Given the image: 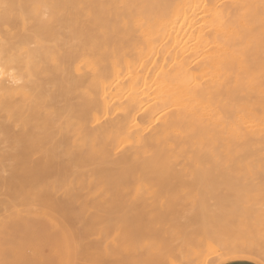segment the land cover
I'll list each match as a JSON object with an SVG mask.
<instances>
[{"label": "bare ground", "instance_id": "obj_1", "mask_svg": "<svg viewBox=\"0 0 264 264\" xmlns=\"http://www.w3.org/2000/svg\"><path fill=\"white\" fill-rule=\"evenodd\" d=\"M215 134L234 150L264 137V0H0L3 264H30L46 235L69 255L73 207L163 202L202 173L250 171L253 154L231 162ZM237 244L224 259L260 248Z\"/></svg>", "mask_w": 264, "mask_h": 264}, {"label": "rangeland", "instance_id": "obj_2", "mask_svg": "<svg viewBox=\"0 0 264 264\" xmlns=\"http://www.w3.org/2000/svg\"><path fill=\"white\" fill-rule=\"evenodd\" d=\"M217 135L218 134H215L213 136L212 139L214 141H212V139L210 140L212 142H210L211 145H214V142L218 144L212 146L214 147V152L215 148L216 151L219 148L218 152L220 153L225 146L224 150L228 152L227 154H231L234 157V155L238 154V150L241 149L239 151L241 152L244 149V153L242 151L244 155L239 153L238 157H240L241 160L245 159L246 162V160H249L250 158L249 154H253L249 160L250 162L247 163L248 160L246 162L250 165H248L250 171L245 167L247 170L246 173L240 175L237 172H234L235 166L237 163L239 165V162L234 163L235 165L232 163L233 166H231L232 164L229 166L228 164L236 159L235 157H230V160L232 158L233 160L228 163L229 160H224L225 158H228L226 152H224L227 157L220 155L222 162H227L229 169L234 168L232 169L234 171L230 170L231 173H226L227 171H225V173L223 171H217L218 174L216 172H214V174L212 172L210 174L207 173V176L205 177H209L207 180H212V182L206 181V178L204 179V176H201L204 175L203 173L201 175L199 174L200 177H203L199 180H205L203 181L204 184L202 183L203 186L200 184L201 181H198V184L191 185L188 183V185L190 184L189 186L187 185L188 187L184 186L185 182H181L183 187L181 184L179 185V183L174 184L173 187L175 186V188L171 187L172 190L166 187V192H164L167 194V198L163 201L164 204H161L163 202L144 203L141 201V204L140 202L137 204V201V205H135L133 200L131 204L134 203V205L132 206H130L131 204H123L124 206L119 205L117 207L110 205L101 207L90 205L73 207V213L81 209H84L85 213L79 218L74 214H71L68 219L67 224L70 231L69 243L71 246L69 255L61 251L62 245L58 239H55L54 237H49L47 239L46 235L43 238L46 243L43 239H41L43 241L40 240L41 243L44 242L46 244L44 245L46 246V249H44V246L39 243L37 254L34 253L33 256L32 253H29L31 251H27L28 253L25 255H28L29 257L25 256V259L27 261L30 259L31 261H29L32 264H46L48 261H52V264H54V262L60 264L61 260L63 261L61 264H186L184 258L189 255L187 258H190L189 260H194L190 262V264H193L195 260L198 262H195L194 264H208L209 262L207 263L206 257L211 255V258L207 257V259L211 261L212 257L216 256H212L211 253L213 251L218 254V256H216V258H218L216 259L213 257V260L219 261V258L221 259L220 254L225 251L224 248L227 246V248L231 249L234 244H239H237V242H240V244L244 243L245 245H251L252 243L254 245L256 244L258 245L256 248L260 247V250L261 246L264 244V216L261 215H264V212L262 213L264 210L261 208V206L264 205V137L260 136V139H258L259 136L257 137V135H255L256 137L253 136L252 140L250 139V143L255 140L254 143L252 142L248 145L245 143L246 146L243 144L244 147L242 145V148V143L235 142L238 143L240 148L234 150L236 145H233L230 138L227 140L226 137L222 135L217 138ZM223 137L226 139V144ZM249 138L247 137L244 141ZM219 140H221L222 143L224 142L223 145ZM257 140H260V142H256ZM229 141L231 142L230 145L227 144L230 143ZM246 142H249V140ZM262 142L263 144H261ZM254 144L258 145L259 148L257 146L254 147ZM260 144L263 145L261 146V149ZM226 145L229 147L232 145L230 148H232L233 151H237V153L228 149L229 147ZM245 147L252 149H249L248 151L246 150V156ZM254 151H257V153ZM241 155L244 158L241 157ZM241 160L238 159V161ZM246 163L243 165L246 166ZM250 163L258 165L254 168ZM183 175L179 174L177 176H180V178H182L181 176L188 178L186 174ZM190 176L191 175H189V178ZM177 185L179 188L176 187ZM201 187L203 190L200 189ZM169 192H172L171 195H169ZM196 193L199 194L200 198ZM194 197L196 198L193 199ZM169 200H172V202ZM96 207L99 208L97 210L102 211L97 214L89 215L88 212H91L92 210L95 211ZM257 208L258 211L259 209L262 210L261 213L255 211ZM116 210L120 211V213H115L114 211ZM255 212H257L258 216ZM259 215H261L262 222L261 220L259 221L256 219L257 217L258 219L260 218ZM0 216H3V213H0ZM16 228L17 231H13H15L17 235L21 234V230L18 227ZM6 238L8 237L6 236ZM50 239H52V243L50 242ZM5 240L3 245L10 242V240ZM53 240H55V243H59L58 245L56 244L57 248L54 247L55 243H53ZM77 242H79L78 248L76 247ZM247 242H250L251 244H247ZM10 243H12V240ZM10 243L4 247H11L14 242L12 244ZM39 247L41 249L39 255H42V258L38 255L40 251ZM2 248V239L0 237V264H3ZM222 248L223 250H221ZM259 250L257 249L253 254L254 257L261 259L264 255H262ZM42 252L44 253L42 254ZM48 252H51L50 255H56H51L50 257ZM226 252L227 251L224 252L225 254H222L221 260L226 256ZM198 253H200V255ZM36 255L39 257H35ZM44 255L45 258L49 256V259H46V263L42 262L43 259L46 261ZM52 256L55 258H52ZM68 256L69 258H67ZM33 257L38 258L35 259L36 263L34 262ZM56 257L59 260H57ZM7 259H12V256H10V258L7 257ZM39 259H41V261ZM204 259L205 262H203ZM37 261H40L41 263H37ZM210 263L213 264V261Z\"/></svg>", "mask_w": 264, "mask_h": 264}, {"label": "crops", "instance_id": "obj_3", "mask_svg": "<svg viewBox=\"0 0 264 264\" xmlns=\"http://www.w3.org/2000/svg\"><path fill=\"white\" fill-rule=\"evenodd\" d=\"M216 264H264V261L251 255H236L229 256Z\"/></svg>", "mask_w": 264, "mask_h": 264}]
</instances>
